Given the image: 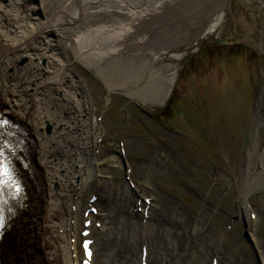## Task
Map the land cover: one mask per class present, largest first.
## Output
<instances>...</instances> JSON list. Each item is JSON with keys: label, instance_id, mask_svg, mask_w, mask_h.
<instances>
[{"label": "rangeland", "instance_id": "374dc122", "mask_svg": "<svg viewBox=\"0 0 264 264\" xmlns=\"http://www.w3.org/2000/svg\"><path fill=\"white\" fill-rule=\"evenodd\" d=\"M160 11L131 39L133 47L99 65L87 67L72 52L64 58L65 72L84 88L97 134L70 262L83 264L89 221L94 264H141L144 247L155 253L148 264H262L264 187L251 184L264 172V0H171ZM82 22L74 26L81 32ZM150 58L163 90L153 89L155 99L152 90L133 100L128 90L108 87L121 84L122 69ZM28 62L24 56L17 67ZM54 132L53 124L41 129L48 137ZM28 165L36 182L40 176L48 184L43 159ZM56 190L57 184L42 187L41 207L49 208ZM26 200L19 226L0 248L8 264H49L33 238L31 212L21 216ZM69 206L77 209L78 202Z\"/></svg>", "mask_w": 264, "mask_h": 264}, {"label": "bare ground", "instance_id": "6f19581e", "mask_svg": "<svg viewBox=\"0 0 264 264\" xmlns=\"http://www.w3.org/2000/svg\"><path fill=\"white\" fill-rule=\"evenodd\" d=\"M170 1L7 0L5 4L4 0H0L2 109L6 114L19 116L24 129L34 136L30 137V149L25 160L29 164L35 158L43 159L47 175H50L45 185L40 176L36 182L33 168L29 165L21 167L28 205L21 216H26V211L29 216L31 212L33 238L41 243L49 264H71L69 250L73 245L69 242L77 232L82 194L91 182L95 166L91 153L97 144L84 88L65 72L67 60L64 58L72 52L77 60L90 67L101 64L102 59L110 54L133 47L131 39L138 38L137 34L150 26L160 15L163 5ZM126 19H131V22L124 23ZM78 21H83L80 25H86L83 32L79 25L74 27ZM94 21H104L105 25L92 27ZM24 56L29 62L20 69L17 62ZM153 62L150 58L139 66L122 69L121 84L109 83L108 87L111 90H128L127 94L133 100H139L143 90H152V99H155L153 89L157 94L163 90L155 85L157 79ZM5 68H12L15 74L5 73ZM47 124L54 126L52 137L41 133ZM258 176L251 186L262 189L264 172ZM52 184H57L59 190L49 192L46 205L50 206L45 209L40 206L39 197L43 195L40 192L43 186L51 189ZM77 202V209L69 208L70 204L75 206ZM22 208L14 205L13 210L6 213L8 219L0 243L20 223ZM83 216L89 215L81 211ZM240 217L248 222L245 211ZM37 242L35 244L39 246ZM136 244H141L140 238H137ZM1 248L0 264H8L6 248L4 245ZM146 252L147 261L154 262L153 250L146 247Z\"/></svg>", "mask_w": 264, "mask_h": 264}, {"label": "snow or ice", "instance_id": "6c2138e0", "mask_svg": "<svg viewBox=\"0 0 264 264\" xmlns=\"http://www.w3.org/2000/svg\"><path fill=\"white\" fill-rule=\"evenodd\" d=\"M2 125H7V121L0 122ZM2 157V153H0ZM11 178V172L3 159H0V185H6V182ZM18 190V189H17Z\"/></svg>", "mask_w": 264, "mask_h": 264}, {"label": "water", "instance_id": "95a60500", "mask_svg": "<svg viewBox=\"0 0 264 264\" xmlns=\"http://www.w3.org/2000/svg\"><path fill=\"white\" fill-rule=\"evenodd\" d=\"M222 44H224V43H218V45H222Z\"/></svg>", "mask_w": 264, "mask_h": 264}]
</instances>
